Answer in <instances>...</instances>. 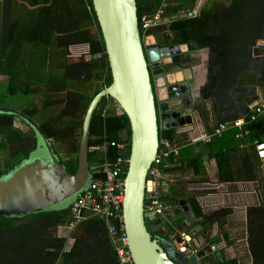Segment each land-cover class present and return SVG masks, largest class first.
<instances>
[{"label":"crops","instance_id":"crops-1","mask_svg":"<svg viewBox=\"0 0 264 264\" xmlns=\"http://www.w3.org/2000/svg\"><path fill=\"white\" fill-rule=\"evenodd\" d=\"M159 1L157 9L163 5L160 8L163 11L162 22L151 28L146 35L153 34L161 46H166L164 40L170 46L178 45L181 55H185V58L188 56L182 74L188 81L194 101L190 111V125L169 129L162 127L160 130L161 139L168 140L180 152L177 157L165 161L161 185L156 191L159 204L165 212L163 219L173 227L162 228L154 236L163 237L172 243L187 238L191 251L203 254L198 264H256L248 237L250 225H254L264 213V161L256 157L255 140L250 138L245 127L248 125L247 121L250 122L248 117L250 118L254 109L264 107V88L253 81L258 73L251 72L254 61L253 44L248 48L250 60L247 72L240 79L241 83L235 84L234 78L223 75L225 67L222 59L218 55L213 56L212 49L216 51L221 46H210L212 37L216 41V13L224 6L220 3L224 2L226 6L231 0H196L194 4L191 0ZM262 2L260 0L261 6L257 9L258 14L264 16ZM155 11L156 6H152L145 15L152 16ZM90 15L87 0H0V27L5 34L6 47H20L19 53L2 60L9 65L0 72V83H8L10 78H16L21 88L13 92L9 90L8 94L22 99L19 102L21 110L13 111L27 112L28 105L34 103L39 108V115L32 121L51 135L58 134L57 124L61 123H58L57 114L64 111L75 121L73 129L78 130L81 137L82 121L91 100L107 87V68L102 53L93 54L90 50V40H97L100 32L92 24ZM193 20L195 21L192 22ZM42 24L44 25L41 26ZM100 37L102 39L101 32ZM248 40L252 41L250 38ZM258 40L263 39H257L255 44ZM52 70L57 72L56 80L48 75ZM51 79L53 82H49ZM66 80L70 82L67 83ZM30 95L34 96L32 100L29 99ZM103 104L97 107V116H121V113L118 114L110 106L102 109ZM51 106L54 107V114L47 115ZM261 115L263 120L257 134L264 137V112ZM237 120L243 121L244 125L241 132L237 130L236 133H241L242 136L237 138L235 134L239 141L233 142L231 123ZM17 122L24 125H18L22 131L35 138L33 130L24 121L14 119L15 125ZM221 125L227 127L225 131L221 135H214L216 128ZM94 127L89 141L96 143L95 145L101 142L107 144L103 149L89 150L88 156H93L91 166L99 164L104 157L113 161L119 149L111 146V142L124 144L127 150L125 130L118 131L113 125L104 131L99 121ZM210 135L209 142L200 140ZM222 135H225L224 148L216 142L208 146L212 139ZM48 140L60 141L54 137ZM110 150H114L111 151V158ZM74 155L76 159L77 154ZM218 157L226 158L223 171L217 165ZM75 159L70 158L65 163L70 164ZM126 159L128 161V157ZM68 166L70 165H66L67 168ZM125 174L126 172L123 179ZM150 200V197L145 200L146 207ZM179 201H186L194 214L193 220L188 212L190 220H185L184 214L176 209ZM197 210L200 211V216L195 214ZM66 220L67 226L55 228H67L70 232L77 229L81 231V235L75 238L73 236L69 244L65 237H53L66 239L65 250L79 252L77 241L87 235L90 237L92 252L78 254L77 261L81 255L84 257L79 264H110L109 260L116 258L114 244L102 218L91 217L85 221V225L77 227L71 226L72 217L68 213ZM110 223L117 229L121 227V221L117 218ZM52 229L50 236H53ZM95 229L102 232H97L96 236L102 245L99 250L93 245ZM209 256L211 257L208 258Z\"/></svg>","mask_w":264,"mask_h":264},{"label":"water","instance_id":"water-1","mask_svg":"<svg viewBox=\"0 0 264 264\" xmlns=\"http://www.w3.org/2000/svg\"><path fill=\"white\" fill-rule=\"evenodd\" d=\"M91 3L112 82L91 100L85 112L76 171L69 173L32 120L20 112L0 108V114L14 115L29 125L36 138V149L29 157L0 177V217L19 219L67 209L87 189L91 181L88 166L91 119L101 98L106 97L116 103L130 127L121 216L132 263L198 264L203 256L200 251L186 257L168 239L152 236L173 225L163 219L164 211L157 214L145 210V200L154 197L146 192V181L157 154L161 128L183 127L192 122V94L182 74L188 56L186 59L181 55L178 45L160 47L153 34L140 35L136 0H91ZM176 209L184 214L185 220H190L188 213L193 220L194 214L186 201H179Z\"/></svg>","mask_w":264,"mask_h":264},{"label":"trees","instance_id":"trees-1","mask_svg":"<svg viewBox=\"0 0 264 264\" xmlns=\"http://www.w3.org/2000/svg\"><path fill=\"white\" fill-rule=\"evenodd\" d=\"M191 1L194 4L196 0ZM154 2L155 5H153ZM87 4L89 5L91 10V22L95 25L97 31H99V27L97 25L98 23L96 21L94 11L92 10L93 8L91 0H87ZM136 4L139 29L141 30L142 17L150 12L152 6H156L157 9L160 1L136 0ZM220 4L222 5V2ZM260 6V0H231L230 4L222 6V9L219 8L220 11L216 13V30L219 32L218 35L220 36V38L217 40L219 41V43L221 41V47L219 49L216 48V53H218V57L222 59V62L224 63L225 72L223 75L229 78L230 75L234 76L236 78L234 80L236 82L235 84H238L240 82V79H242V76L245 74L247 70L246 68L249 65L250 57L248 48L252 46V44H254L260 36H262L264 31V16L259 15V9H257ZM262 8H264V0L262 2ZM249 13H251L250 16H248ZM194 21L195 20H193L192 22ZM43 25L44 24H42L41 26ZM2 32L3 31L0 27V72L4 71L9 65V63L2 60L10 55L20 52L19 46L15 47L12 45H8L10 48L7 49V45L5 44V34ZM12 34L13 33L11 32L10 36H12ZM97 38V40H90V50L93 54L102 53V58L106 63L107 68V77L105 84L106 86H109L112 82V78L106 55L104 53L103 41L100 37V32ZM248 38L252 39V41L249 42ZM257 49H260V51L262 52L263 60L262 63L255 65L258 73H256L253 81L264 88V46H261ZM9 58L11 59V57ZM15 79V77H12L7 83V93H9V90L12 92L19 90L13 85L14 82H17ZM29 97H31L29 99L32 100L34 96L30 95ZM106 101L107 98H101V103H105ZM22 113L26 115L30 120H33L34 117L36 118L39 115V108L34 103H31L30 105H28V111H22ZM253 114L254 112L251 113V116ZM57 117L59 120L58 123H61L62 125L59 126V131L73 129L75 121L71 119L72 117H70L67 112L62 111L61 113L57 114ZM65 118L71 119L68 122L69 128L67 129L63 127L62 119ZM14 119H17V117H15L14 115L0 114V149L3 151H7V154L10 152V157L8 158L7 162L4 163L2 168H0V177L6 174L8 171L12 170L21 161L27 159L29 155L36 149V139L34 138V136H30L26 132L22 131L17 125L14 124ZM248 119L250 118L248 117ZM262 120V115H259L256 117V120H250V122H248L249 120L247 121L248 125L245 127V129H248L250 138L252 140H264V137L257 134L260 131L259 125ZM97 121H99L100 126H103L104 131H106V128L113 125H115V129L118 131L122 129L125 130L127 135L126 143L128 145L126 150V157L129 158L130 127L127 117L122 113L121 116H110L102 118L100 116H97L95 110L91 119L89 136H91V133L94 131V125H96ZM25 125L29 127L27 124ZM39 129L47 139L52 137H54V139H61L58 135L59 133L51 135L49 133H46L41 127H39ZM237 132L238 131L236 129H233L231 132V140L233 142L239 141L235 138V134ZM224 138L225 135H222V137L220 138L216 137L212 139V142L209 143L208 146H212V143L216 142V144L218 143L222 148H224ZM159 139H161L160 136ZM219 142H222V144H220ZM95 144L96 143H92L89 141V147ZM111 151L114 150H110V158L112 157ZM73 152H78V145L72 146L68 151L69 154H72ZM55 153L59 156L56 151ZM88 157L90 158L93 156H91L90 154ZM217 161V165L219 164V169L223 171L224 169L222 168L226 166V158L218 157ZM64 166L66 167L65 164ZM76 166L77 159H75L74 162H71L70 166L66 168L68 169L70 174H73L76 171ZM126 170L127 164H125L124 172H126ZM67 213L70 214L69 208L50 212L34 213L19 219L0 217V264H73L74 261L77 262L76 264H79V261H83L84 257L82 255L79 257V261H77L76 258H78V254L80 253L87 254L92 252L90 250L91 243L90 237L88 235L86 238L77 241L76 246L79 249V252L73 249L69 251L65 250V238H53L52 236H50V230L52 228H55L57 226H66L65 224H67ZM195 214L197 216H200V211L197 210ZM86 222L83 221L77 224L75 227L82 224L85 225ZM97 232L102 234L100 229H95V238L93 240V245L97 250H99L102 248V245L100 241L96 239ZM12 239L14 240V245L10 244V241H12ZM248 240L250 242V246H252L251 251L255 263L264 264V213L263 217H259V220H256V223H254V225H250V236L248 237ZM109 261H111L110 264H118L117 257L115 259L112 258Z\"/></svg>","mask_w":264,"mask_h":264},{"label":"built area","instance_id":"built-area-1","mask_svg":"<svg viewBox=\"0 0 264 264\" xmlns=\"http://www.w3.org/2000/svg\"><path fill=\"white\" fill-rule=\"evenodd\" d=\"M163 5L160 7L162 8ZM158 9L152 16L144 15L141 19V30L143 36L150 31L154 26L159 25L162 22V9ZM264 112V107H257L254 110V114L250 116L251 120H255L258 115ZM244 122L237 120L231 123V128L241 132ZM227 127L221 125L216 128L214 135H221ZM211 136L205 137L203 142H209ZM242 136L241 133L236 134L237 138ZM107 143L101 147H105ZM111 146L119 149V153L113 159L109 161L104 159L97 165L89 167V174L91 181L87 189L81 191L73 203L69 206L70 215L72 217L71 226L75 227L77 224L90 219L91 217H101L107 225L108 234L114 244V252L119 260L120 264H133L129 252L126 247V238L122 226L121 208L123 201V175L124 167L127 163L125 156L126 146L121 143L111 142ZM254 151L256 157L264 161V140L255 141ZM179 148L173 146L168 140L160 139L157 149V154L152 162V165L147 173V185L146 191L149 195L154 194V197H150L151 200L146 207V213L155 212L162 214L163 209L161 208L159 201L156 196L163 177V169L165 161L171 157L178 155ZM119 219L121 221V227L117 229L110 222L113 219ZM70 226V227H71ZM119 232V233H118ZM120 234V235H119ZM189 240L183 238L178 243L177 250L180 254H186L189 250ZM195 253V251H191Z\"/></svg>","mask_w":264,"mask_h":264},{"label":"rangeland","instance_id":"rangeland-1","mask_svg":"<svg viewBox=\"0 0 264 264\" xmlns=\"http://www.w3.org/2000/svg\"><path fill=\"white\" fill-rule=\"evenodd\" d=\"M222 5H225V3L222 2ZM157 10L158 9H156V11ZM218 33L219 32L216 30V39L220 38ZM257 44H260V45L264 46V39L261 40V41L258 40ZM252 55H253L254 60L256 61V64L262 63L263 54L260 51V49H256L255 47H253V54ZM54 71L55 70L49 71L48 75L51 76L54 80H56L58 78V76H57V72H54ZM252 71H255V73L258 71L256 66H253V68L251 69V72ZM246 72H247V70H246ZM230 78H234V80L236 79L234 76H231ZM53 79H51L49 82H53ZM45 82H48V81H45ZM66 82L68 83L70 81L66 80ZM13 85L17 89L21 88L18 82H14ZM6 87H7V83H0V108L9 109V110H21V106H20L19 102L22 99V97H11L7 93ZM29 98H31V97H29ZM192 101H194L193 97H192ZM109 103L112 104V105H109ZM109 103L107 101L105 103L107 108L110 106V108L113 109L118 114L121 113L119 108L116 106V103L114 101L113 102L109 101ZM47 104L48 103H46V105ZM53 108L54 107H52V106L49 107V111H48L47 115H49V113H51L52 115L54 114ZM62 120H63V127L65 129L69 128V123L68 122L71 119L70 118H65V119H62ZM35 122H36V120H35ZM16 125L18 126V125H20V123L17 122ZM57 125L58 126H62L61 124H57ZM23 126L24 125H20V127H23ZM58 133H59L58 135L60 136L61 139H59L60 141L55 140L54 142L51 143L53 145V148L59 154V157L64 161V163L68 162L70 158L71 159H75V155L74 154H76V152H73L72 154H70V156H68L69 155L68 151L70 150V148L72 146H77L79 144L78 141H79L80 137H79V134H78V130H76V129H71V130L67 129V130H64V131L60 130ZM78 137H79V139H78ZM9 154H10V152L7 154V151H3V150L0 149V166L1 167L4 165V163L7 162L8 158L10 157ZM76 159H77V155H76ZM88 164L90 166L92 164V158L91 157L88 159ZM65 165H70V164H68V163L66 164L65 163ZM66 221L68 222V220H66ZM52 230H53L52 231V235H53L52 237H65L67 239V244H69L71 242L70 240L72 239L73 236L75 238V237H78V236L81 235V231H78L77 229L73 230L72 232H70L67 228H63V229L55 228V229H52ZM10 244L14 245V240L13 239H12V241H10ZM176 246H178V244H176ZM197 253L198 252L195 251V254H197ZM185 256L186 257H191L187 253L185 254ZM210 257L211 256H209L208 258H210ZM214 257H215L214 259H216V256H214Z\"/></svg>","mask_w":264,"mask_h":264},{"label":"flooded vegetation","instance_id":"flooded-vegetation-1","mask_svg":"<svg viewBox=\"0 0 264 264\" xmlns=\"http://www.w3.org/2000/svg\"><path fill=\"white\" fill-rule=\"evenodd\" d=\"M264 29V28H263ZM141 34H143L142 33V30H140V35ZM260 39H264V31H263V34H262V36H260L259 37ZM258 38V39H259ZM163 42H166L164 45H166V46H168V47H170V45L167 43V40H164ZM216 42V43H215ZM160 47H161V45L159 44V42L157 43ZM210 46H212V47H214V46H220L219 45V43H218V40L216 39V41L213 39V37H212V40L210 41ZM262 45H258L257 46V44H253V47H255L256 49L257 48H259V47H261ZM213 50V56H216V55H218V53H216V51H215V49H212ZM187 62V61H186ZM256 65V61L254 60L253 62H252V66H255ZM151 72V71H150ZM154 80H153V77H152V85H153V87L155 88V85H154ZM155 90V89H154ZM152 236H154V233H152ZM155 237V236H154Z\"/></svg>","mask_w":264,"mask_h":264},{"label":"clouds","instance_id":"clouds-1","mask_svg":"<svg viewBox=\"0 0 264 264\" xmlns=\"http://www.w3.org/2000/svg\"><path fill=\"white\" fill-rule=\"evenodd\" d=\"M106 98V97H105ZM107 102L109 103V100L107 99ZM106 103V102H105ZM105 103L103 104V107H102V109H106L107 107H106V105H105ZM101 104V101H100V103H99V105ZM98 105V106H99ZM97 106V107H98ZM97 109V108H96ZM81 133H82V131H81ZM88 138H89V135H88ZM160 140V139H159ZM52 142L50 141V144H51ZM88 143H89V141H88ZM106 142H101V144H99V145H93V146H91V147H89V149H88V153H89V150L90 149H98V148H101L102 146H103V144H105ZM51 146H52V148H53V145L51 144ZM78 147H79V144H78ZM53 150H54V148H53ZM55 152V151H54ZM78 153V152H77ZM76 153V154H77ZM60 158V157H59ZM61 160V159H60ZM62 161V160H61ZM88 166H89V164H88ZM90 167V166H89ZM145 210H146V207H145ZM101 218V217H100ZM178 243H180V242H178V241H175L174 243H172L176 248H177V246H176V244H178ZM189 250H190V252H188L187 254H189V255H191V254H193V253H191V249H190V247H189ZM178 251V250H177ZM115 253V252H114ZM180 254V253H179ZM183 255H185V254H183ZM193 255H195V253L193 254ZM118 259V258H117ZM119 261V260H118ZM120 264V263H119Z\"/></svg>","mask_w":264,"mask_h":264},{"label":"bare ground","instance_id":"bare-ground-1","mask_svg":"<svg viewBox=\"0 0 264 264\" xmlns=\"http://www.w3.org/2000/svg\"><path fill=\"white\" fill-rule=\"evenodd\" d=\"M161 137V136H160ZM90 166V165H89ZM161 233H163V232H161ZM157 235V234H156ZM163 235V234H162Z\"/></svg>","mask_w":264,"mask_h":264}]
</instances>
